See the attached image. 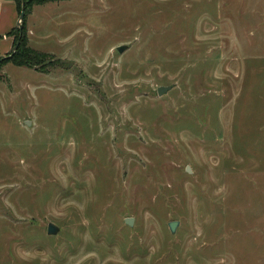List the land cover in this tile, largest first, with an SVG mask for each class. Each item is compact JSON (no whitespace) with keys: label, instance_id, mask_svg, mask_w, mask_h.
<instances>
[{"label":"rangeland","instance_id":"1","mask_svg":"<svg viewBox=\"0 0 264 264\" xmlns=\"http://www.w3.org/2000/svg\"><path fill=\"white\" fill-rule=\"evenodd\" d=\"M33 11L41 62L0 56V264H264V0Z\"/></svg>","mask_w":264,"mask_h":264},{"label":"crops","instance_id":"2","mask_svg":"<svg viewBox=\"0 0 264 264\" xmlns=\"http://www.w3.org/2000/svg\"><path fill=\"white\" fill-rule=\"evenodd\" d=\"M29 12L27 19L32 27ZM21 10L17 0H1L0 6V56H7L15 48V28L19 27ZM31 30V29H30Z\"/></svg>","mask_w":264,"mask_h":264},{"label":"trees","instance_id":"3","mask_svg":"<svg viewBox=\"0 0 264 264\" xmlns=\"http://www.w3.org/2000/svg\"><path fill=\"white\" fill-rule=\"evenodd\" d=\"M19 4V8L22 11L23 6L25 7V18L22 21L23 29L20 30L19 27L15 28V45L19 42V46L14 52L12 61L18 65H26V66H35L42 59V54L34 51L32 48L28 47L27 44V31L25 26V20L27 13L31 9V7L36 3H42L46 0H17ZM41 62V61H40ZM1 63V62H0Z\"/></svg>","mask_w":264,"mask_h":264},{"label":"water","instance_id":"4","mask_svg":"<svg viewBox=\"0 0 264 264\" xmlns=\"http://www.w3.org/2000/svg\"><path fill=\"white\" fill-rule=\"evenodd\" d=\"M25 14H26V11H25V7L23 6L22 11H21V15H20L19 24H18V26H19L21 31L23 29L22 21L25 18ZM18 46H19V42L15 45L14 49L16 50ZM126 47H127L126 45L119 46L118 50L120 52H123L126 49ZM172 87L173 86H160L158 88L159 95L164 94L165 92L170 90ZM187 171L188 172L192 171L190 166L187 167ZM125 222L127 224H129L130 226H133L134 225V218L133 217H127V218H125ZM178 223L179 222L176 221V220H173V221L169 222V228H170L171 232L174 233L176 231ZM59 229H60L59 226L57 224H55L54 222H50L49 225H48V233L49 234H57L59 232Z\"/></svg>","mask_w":264,"mask_h":264},{"label":"built area","instance_id":"5","mask_svg":"<svg viewBox=\"0 0 264 264\" xmlns=\"http://www.w3.org/2000/svg\"><path fill=\"white\" fill-rule=\"evenodd\" d=\"M0 6H1V0H0Z\"/></svg>","mask_w":264,"mask_h":264}]
</instances>
